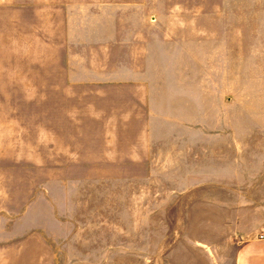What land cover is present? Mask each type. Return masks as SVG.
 <instances>
[{"label": "rangeland", "instance_id": "obj_1", "mask_svg": "<svg viewBox=\"0 0 264 264\" xmlns=\"http://www.w3.org/2000/svg\"><path fill=\"white\" fill-rule=\"evenodd\" d=\"M264 231V0H0V264H234Z\"/></svg>", "mask_w": 264, "mask_h": 264}, {"label": "crops", "instance_id": "obj_2", "mask_svg": "<svg viewBox=\"0 0 264 264\" xmlns=\"http://www.w3.org/2000/svg\"><path fill=\"white\" fill-rule=\"evenodd\" d=\"M234 264H264V239L245 240L237 249Z\"/></svg>", "mask_w": 264, "mask_h": 264}, {"label": "built area", "instance_id": "obj_3", "mask_svg": "<svg viewBox=\"0 0 264 264\" xmlns=\"http://www.w3.org/2000/svg\"><path fill=\"white\" fill-rule=\"evenodd\" d=\"M257 237L260 238V239H264V231H262L261 233H259L257 235Z\"/></svg>", "mask_w": 264, "mask_h": 264}]
</instances>
